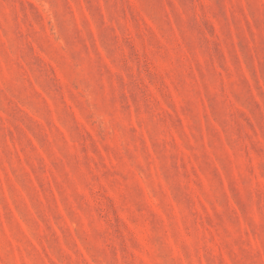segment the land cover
Listing matches in <instances>:
<instances>
[{
	"label": "rangeland",
	"instance_id": "374dc122",
	"mask_svg": "<svg viewBox=\"0 0 264 264\" xmlns=\"http://www.w3.org/2000/svg\"><path fill=\"white\" fill-rule=\"evenodd\" d=\"M0 264H264V0H0Z\"/></svg>",
	"mask_w": 264,
	"mask_h": 264
}]
</instances>
